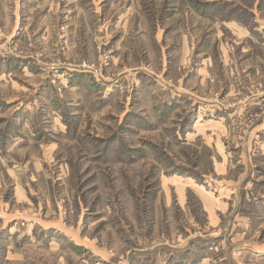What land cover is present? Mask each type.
<instances>
[{
  "label": "rangeland",
  "instance_id": "1",
  "mask_svg": "<svg viewBox=\"0 0 264 264\" xmlns=\"http://www.w3.org/2000/svg\"><path fill=\"white\" fill-rule=\"evenodd\" d=\"M0 264H264V0H0Z\"/></svg>",
  "mask_w": 264,
  "mask_h": 264
}]
</instances>
